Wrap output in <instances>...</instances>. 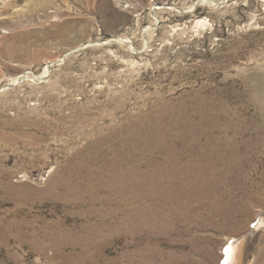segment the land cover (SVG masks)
Returning a JSON list of instances; mask_svg holds the SVG:
<instances>
[{
  "label": "rangeland",
  "instance_id": "1",
  "mask_svg": "<svg viewBox=\"0 0 264 264\" xmlns=\"http://www.w3.org/2000/svg\"><path fill=\"white\" fill-rule=\"evenodd\" d=\"M228 239L264 264V0H0V264Z\"/></svg>",
  "mask_w": 264,
  "mask_h": 264
},
{
  "label": "bare ground",
  "instance_id": "2",
  "mask_svg": "<svg viewBox=\"0 0 264 264\" xmlns=\"http://www.w3.org/2000/svg\"><path fill=\"white\" fill-rule=\"evenodd\" d=\"M263 222V221H262ZM260 223H261V221H260ZM262 224V223H261ZM239 239H240V237H239ZM231 240H233V239H231ZM238 240V239H237ZM234 241L236 242V239L235 240H233V242H231V243H229V239H228V241H227V243H226V245H227V247H226V251L225 252H221V254H222V256H221V259L222 258H224V260H225V262L224 263H226V264H233L234 263V260L236 259H238V255H240V253L241 252H239V248H238V245H237V243L234 245ZM240 244V243H239ZM243 244V243H242ZM225 245V246H226ZM239 250H238V249ZM236 251H238V253H237V255H236ZM240 262H241V260H240ZM239 262V264H241ZM244 263V262H243ZM235 264H236V262H235Z\"/></svg>",
  "mask_w": 264,
  "mask_h": 264
},
{
  "label": "built area",
  "instance_id": "3",
  "mask_svg": "<svg viewBox=\"0 0 264 264\" xmlns=\"http://www.w3.org/2000/svg\"><path fill=\"white\" fill-rule=\"evenodd\" d=\"M253 223L256 225L257 222L254 221ZM231 242H232V241H230L229 243H231ZM226 247H227V245L223 248L222 252H225V251H226ZM221 261H222L221 264H222V263H223V264H226V263H224V262H225L224 258H222Z\"/></svg>",
  "mask_w": 264,
  "mask_h": 264
}]
</instances>
